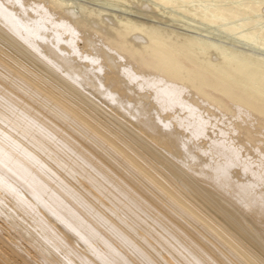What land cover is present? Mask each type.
I'll list each match as a JSON object with an SVG mask.
<instances>
[{"label":"bare ground","instance_id":"bare-ground-1","mask_svg":"<svg viewBox=\"0 0 264 264\" xmlns=\"http://www.w3.org/2000/svg\"><path fill=\"white\" fill-rule=\"evenodd\" d=\"M3 108L0 264H264V0H0Z\"/></svg>","mask_w":264,"mask_h":264},{"label":"rangeland","instance_id":"rangeland-1","mask_svg":"<svg viewBox=\"0 0 264 264\" xmlns=\"http://www.w3.org/2000/svg\"><path fill=\"white\" fill-rule=\"evenodd\" d=\"M10 97H9V99H11ZM3 100L6 101L7 98H3ZM17 113L18 112L13 113V112H10L7 108H3L1 114L4 115L8 120H5L4 118L0 119V128L4 129L9 134H13L15 136H18L17 133H19L20 130L15 125V123H11L13 121L12 119H16L17 120V124H23V123H26L25 122V118H32V114L30 112H23V113L19 112L22 115L21 118L17 116ZM40 129L41 128H38L36 126L34 128V131L38 132L39 134H41V135H39V137L41 136L40 138H42V139L44 138L43 140H45L46 137H45V135H43L44 132L42 130H40ZM7 137L8 136H5L2 133H0V144L5 146L6 149H10L12 151L18 150L19 147L16 144L10 143L9 140H8L9 137L8 138ZM21 140L23 141L22 138H21ZM45 141L48 142L47 140H45ZM115 192H116V196L114 198H112L111 201H108L107 198H106V200L108 201V203L110 205H112L114 208H116L117 212L119 211L120 216H121V220L122 221L124 220V222H126V223L127 222L132 223L133 225H135L137 227L149 228L150 232H146L145 231V233H147V236H150V234H151V236H152L151 241L153 242V244L159 246V244H158L159 242H157L156 239H154V236L158 239V241H161L162 243L167 244V242L164 240V237H163L164 235H166L168 233L167 227H163L161 224L157 223L156 220L154 219L153 215L151 217H149L148 215H146V213L143 214V212L141 211L139 206L134 204L132 201H130L124 195L119 194L117 191H115ZM0 194H1V190H0ZM50 203L53 204V201L50 200ZM2 208H3V206H2V204L0 202V209H2ZM77 210L78 211L82 210L81 212H86V210H88V214L91 217V221L92 222H93V220L97 221V223L101 227V229L104 230V232H105L104 236L105 237H107L108 233H112V234L116 233L117 234L116 230L113 229L112 227H110L106 223V220H104V218L99 217V215L95 212V210L89 209L86 206L82 207V205L80 207H77ZM104 210L106 211V214L109 217L113 216V214L109 211L110 209L109 210L104 209ZM48 216H49V214H48ZM49 217H51V215ZM138 223L140 225H138ZM0 226L4 227V229H6L8 231V233H9V236H7V233L5 231H4L5 235L2 233V237H3V239L1 238L2 242H7L8 241L7 243L9 244L10 238H12V239L13 238H17L18 239V237H19L18 233L13 232L11 230L9 225L5 222L4 217L1 216V215H0ZM79 228H81V227H79ZM258 228L261 229L260 227H258ZM102 235H103V233H102ZM97 239L98 238H95L94 242H96ZM169 239H170V237L167 240H169ZM12 241L13 240L10 241V244L12 243ZM170 241H171V244H175L176 247H179V248L181 247L179 245V243L176 240H174L173 238ZM126 243L129 245L128 241ZM22 244L23 245H27V243L26 244L22 243ZM49 247H50L51 250H53V255L56 258H64V259L68 258V259H70V256L65 254L62 250L57 249V248H55L52 245H50ZM79 248L81 249L82 253H85V255L90 257V258H94V260L98 263V256L97 255L95 256V255L87 252V249H86L85 245L82 242H80V241H79ZM100 248H101V249H99L100 253H103L104 251H105V253H107V251L110 250L108 247L104 246L102 241H101V244H100ZM126 250H127L126 253L128 252L127 254H131V253L133 254V250H131L129 247ZM169 250H170V252L173 253L174 256L178 257V255L176 254L177 253L176 249L170 247ZM183 254L187 255V251L183 250ZM48 256H50V254ZM180 259H181V261H183V264H188V262L184 261L182 258H180ZM147 264H149V263H147Z\"/></svg>","mask_w":264,"mask_h":264}]
</instances>
